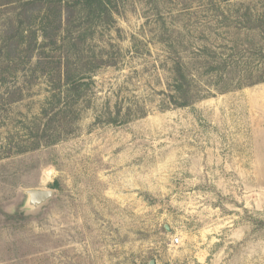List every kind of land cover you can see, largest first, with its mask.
<instances>
[{"label":"rangeland","instance_id":"374dc122","mask_svg":"<svg viewBox=\"0 0 264 264\" xmlns=\"http://www.w3.org/2000/svg\"><path fill=\"white\" fill-rule=\"evenodd\" d=\"M26 1L0 0V264H264V0ZM56 92L71 130L19 153Z\"/></svg>","mask_w":264,"mask_h":264},{"label":"trees","instance_id":"16d2710c","mask_svg":"<svg viewBox=\"0 0 264 264\" xmlns=\"http://www.w3.org/2000/svg\"><path fill=\"white\" fill-rule=\"evenodd\" d=\"M32 1L28 0L26 3H32ZM113 1L116 0H71L70 4L81 9L84 16L99 20L103 14L110 15V5ZM65 66L63 73L59 72V75L57 74V80L60 81L63 79V82L61 84L58 83L55 88L59 89L61 85H66V94L77 96L88 81H85V77L82 75L74 73L67 65ZM171 70L173 85L172 91L167 93L169 102L175 106H186L192 103L199 95L191 89L189 84L190 80L187 75V67L180 59H177L173 61ZM263 80L264 73L262 72L255 79V82ZM241 84L242 79L239 78L238 85ZM60 99V92L52 93V96L46 99L45 104L42 105L40 110L41 117L38 118V121L41 123H39L37 131L34 132V126L33 131L27 133V135L33 136L34 139L27 140V145L24 149L19 150V153L34 150L43 145L53 144L60 139L63 133L71 130V124L74 120L73 116L70 115L72 112L69 111L71 108L67 109L66 106L61 107Z\"/></svg>","mask_w":264,"mask_h":264},{"label":"water","instance_id":"95a60500","mask_svg":"<svg viewBox=\"0 0 264 264\" xmlns=\"http://www.w3.org/2000/svg\"><path fill=\"white\" fill-rule=\"evenodd\" d=\"M25 193L27 195V203L34 209L48 202L53 194L50 189H27ZM148 264H154V261L150 260Z\"/></svg>","mask_w":264,"mask_h":264},{"label":"built area","instance_id":"2783aa9c","mask_svg":"<svg viewBox=\"0 0 264 264\" xmlns=\"http://www.w3.org/2000/svg\"><path fill=\"white\" fill-rule=\"evenodd\" d=\"M179 241V238L178 237H175L174 239H173V242L174 243H177Z\"/></svg>","mask_w":264,"mask_h":264},{"label":"bare ground","instance_id":"6f19581e","mask_svg":"<svg viewBox=\"0 0 264 264\" xmlns=\"http://www.w3.org/2000/svg\"><path fill=\"white\" fill-rule=\"evenodd\" d=\"M44 180V179H43Z\"/></svg>","mask_w":264,"mask_h":264}]
</instances>
